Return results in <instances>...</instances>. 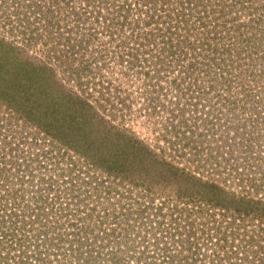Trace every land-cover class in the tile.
Listing matches in <instances>:
<instances>
[{"label": "snow or ice", "instance_id": "obj_1", "mask_svg": "<svg viewBox=\"0 0 264 264\" xmlns=\"http://www.w3.org/2000/svg\"><path fill=\"white\" fill-rule=\"evenodd\" d=\"M33 2L38 9L43 6L31 14V22H25L33 33V44L47 48L58 61L70 66L86 60L85 52L99 54L102 60L107 54L125 69L126 77L135 79L142 73L146 78L140 88L145 108L159 95L148 89L167 85L162 91L175 102L161 101L162 107L167 105V116L157 132L164 146L158 147L194 174L183 176L181 170L177 177L175 169L165 166L160 168L162 177L182 180L199 192L207 184L201 183V177L216 176L227 185L217 189L220 200L264 194V165L250 162L252 133L245 126L256 123L255 109L245 99H237V95L247 96L241 65L247 67L246 55L251 58L244 45L254 29H248L257 23L264 28V18L259 22L252 18L253 0ZM101 4L105 10L99 16L77 10ZM49 8L53 12L46 17L44 11ZM193 95L195 101L190 102ZM210 96L214 99L209 102ZM220 104L230 105L226 123L217 115ZM256 116L264 120V110ZM47 156L42 146L29 145L12 127L0 126V173L4 176L0 209L5 210L0 212V259L4 261L11 256L20 264H65V260L100 264L107 252L113 264H122V258H135L138 264L149 259L204 264V257L212 264L233 259L264 264V227L253 235L236 217L209 213L199 208L198 201L195 207L191 201L174 207H168L167 200L133 203L111 188L104 189L103 178H89L67 161L63 167L58 159ZM260 158L264 160V151ZM147 162L157 161L153 155ZM114 232L120 234L119 245L113 241Z\"/></svg>", "mask_w": 264, "mask_h": 264}, {"label": "rangeland", "instance_id": "obj_2", "mask_svg": "<svg viewBox=\"0 0 264 264\" xmlns=\"http://www.w3.org/2000/svg\"><path fill=\"white\" fill-rule=\"evenodd\" d=\"M90 6L85 8L82 5L77 10L100 15L99 10ZM36 9L33 0H22L16 4L0 0V126L12 127L27 138L29 145L46 140L53 142L56 153L51 154V157L48 153L45 159H58L63 167H67L64 164L67 161L73 169L85 174L88 170H97L98 172L91 174L97 180L103 178V188H111L121 199L131 198L133 203L145 200L153 204L167 200L168 207L183 205L185 201H191L195 207L198 201L199 208L207 211L208 204L202 203L205 201L201 197L220 201L216 197L217 189H226L227 185H222L216 176L201 177V183L207 181V184L197 192L191 184L185 185L182 180L177 182L160 175V168L165 166L175 169L177 177L181 176V170L183 176L192 173V169L181 160H173L166 152H160L164 142L157 140V132L162 127L161 120L167 116V105L162 107L161 101L167 99L175 102L162 91L167 85L148 89L159 95L154 96L151 105L145 108L140 88L144 87L146 78L142 73L135 79L126 77L123 74L125 69L113 62L107 54H104L102 60L99 54L91 56L85 52L86 60L81 58V63L73 61L70 66L58 61L47 48L39 43L33 44V33L25 22H31V14ZM41 10L42 5L38 11ZM44 12L47 17L53 9L49 8ZM56 12L58 14L59 10ZM252 18L258 22L264 18V4L260 0H253ZM253 29V35L247 37L248 42L244 45L251 58L246 55L244 62L247 67L241 65V72L247 77V96L237 95V99H245L248 106L255 109L253 116L256 123L248 126L246 122L245 126L252 133L250 162L253 166H258L264 165V160L260 158V153L264 151V120L256 116V112L264 110L261 108L264 104V28L257 23L248 30ZM243 31L241 29V35ZM212 99L214 97L210 96L209 102ZM194 101L195 95L190 98V102ZM219 108L217 115L220 116V122L226 123L230 118V105L220 104ZM213 122H216L215 116ZM42 150L46 151L45 146ZM153 155L157 162L148 163ZM2 179L4 176L0 173V180ZM15 179L12 177V181ZM0 191L3 189L0 188ZM121 192L124 193L123 196ZM24 195L27 198V194ZM262 195L264 194L257 192L238 197L244 203L248 201L252 204L249 200L255 202L249 214L258 215V222L246 217L239 222L243 226L246 224L244 227L248 231H254L253 234L264 227ZM236 201L237 199L221 200L228 204H237ZM247 205L244 204V207ZM1 210L0 212L5 211ZM16 211L20 214V209ZM112 236L113 241L119 245L120 234L114 232ZM164 254L167 255L166 250ZM104 255L106 258L100 264H113L112 257L107 252ZM152 255L155 256L156 253ZM1 261L3 260L0 259V263ZM65 264H68L67 260ZM69 264H75V261ZM122 264L138 262L135 258H122ZM141 264H164V261L149 259ZM204 264H208L207 260ZM215 264H219V261ZM224 264L241 262L233 259Z\"/></svg>", "mask_w": 264, "mask_h": 264}, {"label": "trees", "instance_id": "obj_3", "mask_svg": "<svg viewBox=\"0 0 264 264\" xmlns=\"http://www.w3.org/2000/svg\"><path fill=\"white\" fill-rule=\"evenodd\" d=\"M36 10L38 11V8ZM14 13H16V12H14ZM202 199H203V201H205L204 202L205 204H208L209 206H212L213 208L223 210V213L230 214L234 217H239V218H245L246 217V218H251L252 220H256V221L259 219L258 215L249 214L251 207H252V204L255 203L252 200H249V201H251L250 203H252V204H249L248 201H247V203H244L241 198H237V201H236L237 204H235V203L234 204H228V203H222L221 200L216 201V200L212 199V201H211V199H209V200H207L205 198H202ZM244 204H246V205L248 204V205L246 207H244ZM256 224H258V223H256ZM244 226H246V224ZM251 232H254V231H251ZM253 235H255V234H253ZM0 264H20V262L14 261L11 258V256H9L7 261L3 260V261H1ZM30 264H31V262H30Z\"/></svg>", "mask_w": 264, "mask_h": 264}, {"label": "built area", "instance_id": "obj_4", "mask_svg": "<svg viewBox=\"0 0 264 264\" xmlns=\"http://www.w3.org/2000/svg\"><path fill=\"white\" fill-rule=\"evenodd\" d=\"M4 1H9V2H12L13 4H16V3H19V2H21L22 0H4ZM190 6H191V4H189ZM103 4H101L100 6H99V8H95L96 10H99L100 11V13L101 12H103ZM91 7V6H90ZM98 16H99V14H98ZM35 143H38V144H40L42 147L43 146H45V149H46V151L49 153V157H51V154H53V153H56L55 152V150H54V146H53V142H49V140H46V141H44V142H34V144ZM62 151H64V150H61V152ZM94 171H97V170H88V173H86L87 175H89L88 177H92V176H94L93 174H91L92 172H94ZM98 172V171H97ZM57 174H54V177L55 178H57ZM90 177V178H91ZM99 180V179H98ZM202 203H204V202H202ZM205 204V203H204ZM202 206H203V204H201ZM210 207V208H209ZM207 208H208V212L209 213H213L212 211H215L216 212V214H217V216H219V214L221 213V212H223V210H220V209H216V208H213L212 206H209V205H207ZM1 210V209H0ZM1 211H3V210H1ZM19 211V210H18ZM230 217L232 216V215H230V214H228ZM237 218V222L239 223L240 222V220H241V218H239V217H236ZM206 258V257H205ZM204 262H206V259H205V261ZM207 263L208 264H211L212 262H209V261H207Z\"/></svg>", "mask_w": 264, "mask_h": 264}, {"label": "flooded vegetation", "instance_id": "obj_5", "mask_svg": "<svg viewBox=\"0 0 264 264\" xmlns=\"http://www.w3.org/2000/svg\"><path fill=\"white\" fill-rule=\"evenodd\" d=\"M110 93H111V90H110Z\"/></svg>", "mask_w": 264, "mask_h": 264}]
</instances>
